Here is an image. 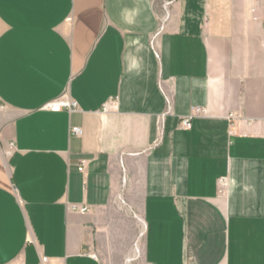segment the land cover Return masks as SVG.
<instances>
[{
	"label": "crops",
	"instance_id": "obj_1",
	"mask_svg": "<svg viewBox=\"0 0 264 264\" xmlns=\"http://www.w3.org/2000/svg\"><path fill=\"white\" fill-rule=\"evenodd\" d=\"M167 9L0 0V264H264V0Z\"/></svg>",
	"mask_w": 264,
	"mask_h": 264
},
{
	"label": "built area",
	"instance_id": "obj_2",
	"mask_svg": "<svg viewBox=\"0 0 264 264\" xmlns=\"http://www.w3.org/2000/svg\"><path fill=\"white\" fill-rule=\"evenodd\" d=\"M172 2H173V0H162V9H163V13H164L163 20H166V18L168 16L167 7ZM160 29H161V26H160ZM45 107L46 108H50V109L67 108V109L70 110V109H74L76 107V102L73 101V100H68L65 97H61V98H59L57 100H52V101L48 102L45 105ZM102 109L104 111L108 110L109 109V105L108 104H104ZM169 111H170V108H169V105H167L165 110H164V112L160 116H158V121L162 119L164 114L169 113ZM204 112H205L204 108H202L200 106H193L191 108L190 113H188L187 115L182 116L180 118L178 126L180 128H184V129L190 128L191 124H192L193 117L203 115ZM229 119L230 120H234L235 119V115L233 113H231L229 115ZM70 133H73L75 135H79V134H81V130H80L79 127L73 126V127L70 128ZM83 164H84V161L81 162V166H79V168H78L79 170L83 169ZM72 208H75V209H78V210H81V211L87 209L86 206H79V205H72ZM18 264H24V263H18ZM38 264H49L48 257L41 256Z\"/></svg>",
	"mask_w": 264,
	"mask_h": 264
},
{
	"label": "bare ground",
	"instance_id": "obj_3",
	"mask_svg": "<svg viewBox=\"0 0 264 264\" xmlns=\"http://www.w3.org/2000/svg\"><path fill=\"white\" fill-rule=\"evenodd\" d=\"M130 261V259L128 260V262ZM128 264V263H127Z\"/></svg>",
	"mask_w": 264,
	"mask_h": 264
}]
</instances>
